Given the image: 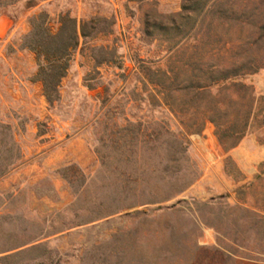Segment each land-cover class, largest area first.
<instances>
[{
	"label": "rangeland",
	"instance_id": "374dc122",
	"mask_svg": "<svg viewBox=\"0 0 264 264\" xmlns=\"http://www.w3.org/2000/svg\"><path fill=\"white\" fill-rule=\"evenodd\" d=\"M51 1L44 9L52 17L66 10L78 19L105 17L112 33L87 46L102 51L76 50L60 99L49 107L32 82L35 55L19 49L28 17L39 9L16 21L0 10V120L22 124L14 135L20 163L0 180V264H264V0ZM158 20L168 21V37L199 43L163 62L188 64L180 81L216 83L203 101L217 102V121L249 115L233 149L220 146L207 122L186 137L181 153L172 115L149 107L132 67L136 59L165 56L145 35ZM113 118L120 126L125 119L166 121L175 133L161 137L153 151L137 146L138 155L197 179L175 198L138 208L143 214L87 223L123 204L109 173L123 148L110 140L129 133H106ZM37 123L46 124V134L37 136ZM239 129L233 124L224 133ZM96 152L109 157L103 167ZM172 182L158 183L164 196Z\"/></svg>",
	"mask_w": 264,
	"mask_h": 264
},
{
	"label": "trees",
	"instance_id": "16d2710c",
	"mask_svg": "<svg viewBox=\"0 0 264 264\" xmlns=\"http://www.w3.org/2000/svg\"><path fill=\"white\" fill-rule=\"evenodd\" d=\"M51 0H0V10L7 14L12 21L33 9H39L38 13L27 19L29 31L19 38V49L31 52L35 55L36 71L32 82L41 86L42 95L49 107L56 104L59 99V86L66 75L70 61L76 50L87 48L88 44L99 36L112 33L113 23L109 19L100 16H92L87 19H78L70 10L60 11L53 17L44 9L50 6ZM151 40L157 42V47H163L165 56L156 59H136L132 70L135 77L143 86V92H147V98L151 100L149 107L164 109L169 112L177 123V133H182L179 140H175L181 153L188 146L186 137L201 133L204 125L209 122L216 129V138L220 146L228 151L238 145L246 134L249 115L240 121H227L219 123L215 118L217 102L214 98L208 105L204 104V95H211L216 83L202 84L190 79H179V75L186 72L187 63L178 60L171 67L163 62L165 57L171 61L174 55L184 52L186 49L196 50L199 43L190 41L186 35L173 34L168 37V21H157L150 26ZM182 28V25L179 29ZM89 51L103 50L102 47H89ZM107 60L103 61L106 62ZM102 64V63H101ZM222 79L219 83H225ZM86 86L93 90L95 85L87 81ZM233 124L239 125V131L233 135H226L224 130L233 128ZM22 126L18 124L17 127ZM37 136L47 132L45 123H37ZM12 124L0 120V180L16 169L21 160V153L14 135L17 129ZM106 133H129L127 135L114 134L111 137L112 144L122 147L123 150L115 153L116 165L109 173L115 177L122 194L123 204L103 214L90 217L87 223L101 220L114 214L125 215L143 214L138 208L153 203L164 202L182 194L197 179V174L187 172L180 167L168 169L159 168L161 162H153L151 159H142L136 151L137 146L149 151L155 149L161 137L168 135V123L160 121H130L124 120V125H118L113 118L106 124ZM145 133H153L150 136ZM185 138V139H184ZM103 167L109 158L96 152ZM176 162V161H172ZM168 178L173 182L169 184L167 194L162 193L158 183H166ZM71 184V180H68ZM76 194V193H74ZM163 194V197H161ZM76 226V225H75Z\"/></svg>",
	"mask_w": 264,
	"mask_h": 264
},
{
	"label": "water",
	"instance_id": "95a60500",
	"mask_svg": "<svg viewBox=\"0 0 264 264\" xmlns=\"http://www.w3.org/2000/svg\"><path fill=\"white\" fill-rule=\"evenodd\" d=\"M174 206V205H173Z\"/></svg>",
	"mask_w": 264,
	"mask_h": 264
}]
</instances>
